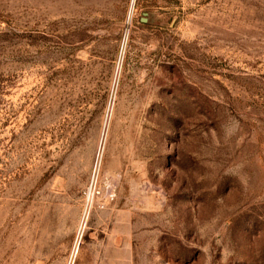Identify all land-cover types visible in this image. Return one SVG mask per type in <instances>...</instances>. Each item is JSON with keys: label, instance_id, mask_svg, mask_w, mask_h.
Here are the masks:
<instances>
[{"label": "rangeland", "instance_id": "rangeland-1", "mask_svg": "<svg viewBox=\"0 0 264 264\" xmlns=\"http://www.w3.org/2000/svg\"><path fill=\"white\" fill-rule=\"evenodd\" d=\"M0 264H264V0H0Z\"/></svg>", "mask_w": 264, "mask_h": 264}]
</instances>
